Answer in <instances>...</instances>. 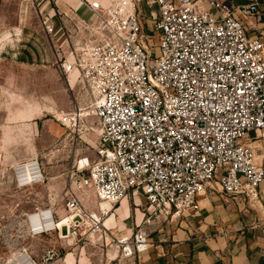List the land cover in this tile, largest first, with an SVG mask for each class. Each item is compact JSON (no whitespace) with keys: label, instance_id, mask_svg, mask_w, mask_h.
<instances>
[{"label":"built area","instance_id":"obj_1","mask_svg":"<svg viewBox=\"0 0 264 264\" xmlns=\"http://www.w3.org/2000/svg\"><path fill=\"white\" fill-rule=\"evenodd\" d=\"M89 6L96 22L77 27L85 37L71 43L56 66L90 93L89 105L68 114L79 123L89 107L98 118L96 152L71 163L64 209L24 214L28 236L55 234L75 245L110 237L131 257L147 251L151 240L142 226L117 236L106 224L123 199L143 206L148 225L196 214L208 192L257 203L264 181L255 145L264 140V35L250 36L246 20L260 17L258 3L93 0ZM42 24L48 34L56 31L48 15ZM45 174L35 158L14 167L13 182L18 189L34 187ZM83 192L96 197V210ZM61 248H49L39 263L23 246L5 264H50Z\"/></svg>","mask_w":264,"mask_h":264},{"label":"crops","instance_id":"obj_2","mask_svg":"<svg viewBox=\"0 0 264 264\" xmlns=\"http://www.w3.org/2000/svg\"><path fill=\"white\" fill-rule=\"evenodd\" d=\"M92 1L0 0V174L13 177L18 163L35 158L43 163L48 160L44 170L51 180L49 190L57 197L64 196L67 189L66 171L70 166L65 155V161L59 164L50 160L57 152L51 144L63 135L64 128L57 126L51 116L70 125L65 117L74 113L68 112L73 111L74 105L77 108L88 104L82 87L72 83L74 76L67 80L56 61L71 43L85 37L86 33L77 27L88 22V17L95 18L89 6ZM254 1L260 17L246 20L252 37L264 35V0H228L235 7ZM46 15L55 26L53 34L43 27L42 17ZM255 145L264 165V140ZM74 160L75 157L70 165ZM260 193V200L249 205L241 196L208 192L200 197L201 209L196 214L150 225L142 224L143 206L136 207V213L133 200L123 199L111 211L106 224L113 227L117 236L131 234L142 226L151 240L147 251L125 257L110 237L97 235L50 264H264V181ZM137 201L143 203V198L137 197ZM90 204L89 208H98L96 197ZM96 240L107 246L97 258L86 254L87 247Z\"/></svg>","mask_w":264,"mask_h":264},{"label":"rangeland","instance_id":"obj_3","mask_svg":"<svg viewBox=\"0 0 264 264\" xmlns=\"http://www.w3.org/2000/svg\"><path fill=\"white\" fill-rule=\"evenodd\" d=\"M87 20L90 24L96 22V18L93 17H88ZM147 30L148 32H152L153 30L150 20L147 21ZM72 79V83L75 86L82 87V92L85 94L86 98L85 103L89 105L90 101L88 100H90L91 96L88 90L77 80L76 76L72 77ZM60 81L64 82L63 79H60ZM68 84L69 82L66 83L65 86H68ZM86 109L87 110L82 111L84 118L80 120L78 126L77 122L76 124L72 122L68 123L71 126L69 128L63 126L62 121L58 118L51 116L57 126L64 127L61 129L63 135L51 144L52 149L57 151L50 159L55 165L61 163V161H65V158H62L63 155L68 157V166H70V161L73 157L76 158L81 155L94 156L99 139L100 124L98 118L89 112V107H86ZM76 110V106L74 105L73 111L71 110L69 112H75ZM92 127L95 129H91ZM52 149L50 147V150ZM40 162H42L43 167L44 165L48 166L49 163L48 160L43 163L41 159ZM45 175L47 179L44 183L36 184L34 187L18 189L14 185L12 176L0 174V264H5L6 261L12 259L23 246L29 248L30 253L39 263L43 262L45 253L55 244L59 247H64L61 248V257H63L68 250L73 251V248L77 247L75 244H66L64 241L59 240L55 234H45L43 237L31 238L25 231L24 214L26 212L33 211L36 207L53 206L58 210H62L66 206L67 197H63V195L57 197L54 192H51L49 190L51 180L48 178L47 173ZM82 194L85 204L88 207H90V205L92 206L90 203L95 196L88 192H83ZM132 208L134 212L138 211L134 204ZM141 211L144 212V208H141ZM139 213L141 214L140 211ZM94 243L95 244L91 243V245L87 247L86 254L97 258L99 255L104 254L103 248L106 250L107 246L105 242L103 243L101 240H96ZM80 244L85 245L86 243ZM89 248L93 249L90 251Z\"/></svg>","mask_w":264,"mask_h":264},{"label":"bare ground","instance_id":"obj_4","mask_svg":"<svg viewBox=\"0 0 264 264\" xmlns=\"http://www.w3.org/2000/svg\"><path fill=\"white\" fill-rule=\"evenodd\" d=\"M74 77H75V76H74ZM84 109H86V108H84ZM77 114H78V113H77ZM65 119H66V122H67V123H72V122H73V119H72L70 116H66ZM76 122H77V120H76ZM76 122H75V124H76ZM91 129H95V128L92 127ZM102 202H104V201H102ZM104 203H106V202H104ZM110 213H111V212H110ZM110 213H109V214H110ZM108 216H109V215H108Z\"/></svg>","mask_w":264,"mask_h":264}]
</instances>
